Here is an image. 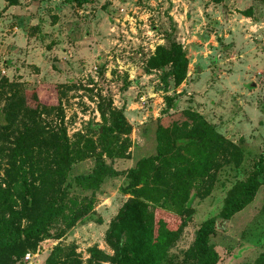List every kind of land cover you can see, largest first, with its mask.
I'll return each instance as SVG.
<instances>
[{"label":"rangeland","instance_id":"1","mask_svg":"<svg viewBox=\"0 0 264 264\" xmlns=\"http://www.w3.org/2000/svg\"><path fill=\"white\" fill-rule=\"evenodd\" d=\"M172 42L188 62L179 85L169 64L148 67L157 48ZM2 79L22 89L31 108L60 107L63 115L52 113L51 125L65 128L78 147L101 152L113 172L85 188L73 179L91 173L98 155L74 162L68 197L92 198L90 213L72 226L53 223L52 236L27 245L25 254L19 253L21 237L4 250L0 264H109L114 251L106 232L133 197L147 204L157 227L179 231L163 264H193L196 229L218 217L264 155V0H0ZM112 105L125 119L120 130ZM189 112L237 145L242 160L218 167L208 192L205 178L185 179L188 194L180 198L167 192L171 175L148 171L140 181L128 171L173 139L186 138ZM217 219L210 238L217 264H264V181L242 210L225 223Z\"/></svg>","mask_w":264,"mask_h":264},{"label":"trees","instance_id":"2","mask_svg":"<svg viewBox=\"0 0 264 264\" xmlns=\"http://www.w3.org/2000/svg\"><path fill=\"white\" fill-rule=\"evenodd\" d=\"M187 63L181 46L172 42L168 47L157 48L148 61V67L169 64L174 82L179 85L185 78ZM7 85L6 80H0V165L5 163L4 176L0 175V259L5 254L4 250L21 237L25 240L20 241L24 245L19 253L25 254L27 245L33 248L52 236L49 228L53 223L63 220L67 226H72L90 213L92 198L83 196L79 201L68 197L72 180L67 183L66 180L74 162L90 154L98 155L97 165L91 173L73 179L85 188H90L92 183L97 184L105 172H113L104 164L101 152L78 147L79 142L70 141L65 128L51 125L48 117L54 112L62 116L60 107L41 105L31 108L22 89L8 88ZM100 110L104 117L106 114L101 103ZM111 111L116 115L114 128H124L122 113L113 105ZM189 114L187 137L173 139L162 146V134L157 130L156 142L162 144L163 152L142 157L137 166L128 171L132 177L147 178L148 171H151L153 176L162 178L165 176L163 173H167L171 175L165 182L167 192H174L181 198L187 196L189 190L185 179L193 176L205 178L209 182L204 186L208 192L218 167L227 162L234 165L241 162L242 150L237 145L219 135L200 115ZM95 126L102 133L101 124ZM85 142L93 144L91 138ZM103 146L107 148L106 144ZM254 166L252 175L226 198L218 215L224 223L253 200L263 183L264 155H260ZM173 179L178 182L173 183ZM141 190L146 192L144 187ZM147 207L143 200L133 197L119 209L106 232V242L114 251L108 258L109 264L164 263L179 231L157 227ZM218 217L206 220L196 229L192 246L193 264L218 263L219 255L210 244V238L217 233ZM95 253L105 256L93 249V255ZM49 264L59 263L51 261Z\"/></svg>","mask_w":264,"mask_h":264},{"label":"built area","instance_id":"3","mask_svg":"<svg viewBox=\"0 0 264 264\" xmlns=\"http://www.w3.org/2000/svg\"><path fill=\"white\" fill-rule=\"evenodd\" d=\"M25 258H26V260H29V258H30V255H29V254H27ZM28 264H32V262H31V261H29V262H28Z\"/></svg>","mask_w":264,"mask_h":264}]
</instances>
